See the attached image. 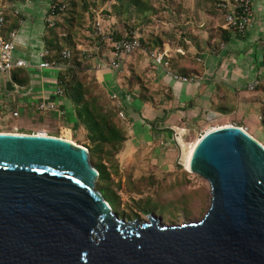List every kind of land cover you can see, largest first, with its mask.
I'll list each match as a JSON object with an SVG mask.
<instances>
[{"label": "water", "instance_id": "95a60500", "mask_svg": "<svg viewBox=\"0 0 264 264\" xmlns=\"http://www.w3.org/2000/svg\"><path fill=\"white\" fill-rule=\"evenodd\" d=\"M190 170L210 187L199 221L125 222L95 190L88 150L0 134V264H264L263 146L238 127L212 130Z\"/></svg>", "mask_w": 264, "mask_h": 264}, {"label": "crops", "instance_id": "0c3cea01", "mask_svg": "<svg viewBox=\"0 0 264 264\" xmlns=\"http://www.w3.org/2000/svg\"><path fill=\"white\" fill-rule=\"evenodd\" d=\"M48 3L49 0L0 3L5 16L2 36L17 32L15 56L32 68L39 63L38 54L45 49L49 33L45 24ZM251 5V27L239 34L225 28L214 0H161L156 5L150 1L146 6L161 7V20L165 17L167 21L153 22L152 10L135 13L129 31L139 37L141 48L119 71L109 68L110 51L98 41L81 46L86 53L91 51L96 79L109 99L108 111L123 114L119 125L126 140L120 157L143 151L152 167L169 172L172 167L177 168L185 136L207 118L230 119L235 122L234 127L262 145L264 83L253 91H248L247 85L261 77L264 0H251ZM157 52L164 54L161 65L149 56ZM31 67L22 69L27 71L29 80L25 85L15 83L21 87L16 93L10 84L0 85V109L18 108L31 113V103L51 97L60 70L38 72ZM172 75L188 81H176ZM61 106L68 113L73 111L69 101H62ZM176 128L185 130L180 150L172 141V129Z\"/></svg>", "mask_w": 264, "mask_h": 264}, {"label": "rangeland", "instance_id": "374dc122", "mask_svg": "<svg viewBox=\"0 0 264 264\" xmlns=\"http://www.w3.org/2000/svg\"><path fill=\"white\" fill-rule=\"evenodd\" d=\"M4 1L6 0H0V3ZM115 1L73 0L68 11L60 18L59 25L53 28L55 35L47 36V38H53L60 48L57 50L54 47L51 50L53 56L63 49L71 52V58L68 60L72 62V71L65 73V82L67 84L78 82L84 90V98L95 100L104 110H108L109 99L105 97L96 79L95 70L92 67L93 56L89 55L91 51L86 53L81 48L83 45H92V42L97 41L92 29L94 19L99 17L103 21V27L110 36L111 34L130 35L129 29L134 21L135 13H142L145 10L155 12L153 22L167 21L165 17L161 20V7L146 6L150 1L156 5L161 0H138L136 6L133 4L126 8L122 6V2L115 3ZM149 21L151 22V19ZM60 66L64 69L63 65ZM64 100L71 103L68 91L64 95ZM9 109H0V134L56 137L83 147L89 153L91 145L85 139L84 129L81 127L82 131L76 124L74 111L68 113L66 109L65 116L47 117L38 114L33 108L31 113L18 108ZM121 119L123 118L118 116L116 120L121 122ZM234 124V121L221 117L191 128L190 133L183 139L184 148L181 150L180 162L183 161V151L187 149L190 152L206 132L222 126H234ZM121 152L120 150L117 158L118 175L112 176L113 182L119 181L120 187L119 190L113 186L110 189L119 196V200H113L111 203L108 198L112 211L118 218L125 222L136 219L146 221L147 215L151 214L166 226H180L197 222L204 216L210 201V187L206 180L184 169L180 171L172 167L169 172L158 170L148 163L143 151L127 153L120 157ZM95 190L97 191L96 183Z\"/></svg>", "mask_w": 264, "mask_h": 264}, {"label": "built area", "instance_id": "2783aa9c", "mask_svg": "<svg viewBox=\"0 0 264 264\" xmlns=\"http://www.w3.org/2000/svg\"><path fill=\"white\" fill-rule=\"evenodd\" d=\"M24 2L30 4L31 0H24ZM65 8L66 0H49L48 13L45 18V24L48 28L54 26V23L57 21V13L63 12ZM214 8L223 18L225 28L242 34L251 27L253 19L251 0H214ZM4 24L5 16L3 11L0 10V85H2V83L10 84L13 87L12 92L16 93L21 87L11 80V72L16 69L30 68L31 66L25 60L19 59L15 56L17 32L12 31L8 33L6 37L2 36V28ZM93 34L100 45H104L109 49L111 54L109 68L114 71L121 70L126 60L141 48L139 37L135 35L130 38L114 40L109 33L105 31L103 21L100 20L99 17H96L94 20ZM221 46L223 47L224 44H221ZM47 56H49L48 51L43 49L38 54L39 63L31 68L38 72L53 69L60 70V64L54 60L47 61ZM149 56L157 65L162 64L164 57L162 52L150 53ZM60 57L64 60H68L71 58V52L68 49H63L60 53ZM261 67V77L253 80L247 85L248 91H253L260 84L264 83V53L261 57ZM167 73L170 75L169 72ZM172 77L176 81H188L186 78L179 76L172 75ZM57 83V80H55V88L51 93V97L40 102L31 103L30 108H33L34 111L42 115L57 114V116H65L66 109L61 106L62 101H64V93L58 87ZM112 98L115 99L116 96H113ZM119 117L123 118V114L120 113ZM213 120L214 118H207L206 122H212ZM184 135V129H172V141L179 150L181 149L179 142Z\"/></svg>", "mask_w": 264, "mask_h": 264}, {"label": "trees", "instance_id": "16d2710c", "mask_svg": "<svg viewBox=\"0 0 264 264\" xmlns=\"http://www.w3.org/2000/svg\"><path fill=\"white\" fill-rule=\"evenodd\" d=\"M116 1L120 3L122 2V6H124V8L133 6V4H135V6L138 4V0ZM72 2L73 0H66L65 10L57 13V21L54 23L53 27L49 28L48 35H55L53 28L59 25L58 23H60V18L68 11ZM111 37L114 40H120L123 38H130L132 37V34L128 36L123 34L114 36V34H111ZM53 40V38H46L45 49L49 53L46 60H54L58 64L61 63L60 65L64 66V69L61 68L57 74V84L62 91L64 90L65 94L68 91V97L70 98L73 106L76 124L84 129L85 139L91 145L89 149V161L98 172L96 182L97 191L111 207V204L109 203L110 201L112 203L113 200H119V196L110 189L113 186L119 190L120 187L119 181L114 183L112 176L118 175L117 155L123 145V142L126 140L119 122L116 120L118 113L115 110L108 111L104 110V108H100L93 99H85L84 90L78 82H68V84L65 82V73L72 71V62L64 60L60 57L62 50H60L57 55L53 56L51 50H53L54 47L57 50L60 49L59 46H57V43ZM11 80L14 83L25 85L28 83L29 75L26 70L16 69L11 72ZM84 147L87 148V146Z\"/></svg>", "mask_w": 264, "mask_h": 264}, {"label": "bare ground", "instance_id": "6f19581e", "mask_svg": "<svg viewBox=\"0 0 264 264\" xmlns=\"http://www.w3.org/2000/svg\"><path fill=\"white\" fill-rule=\"evenodd\" d=\"M229 126H224V127H219V128H227ZM219 128H214L212 130H218ZM212 130H209V131H212ZM208 131V132H209ZM207 133V132H206ZM37 136H43V135H37ZM46 137V136H45ZM200 140V139H199ZM199 140L197 141V143L199 142ZM67 141V140H66ZM196 143V144H197ZM195 144V145H196ZM194 145V147H195ZM193 147V149H194ZM193 149L188 152L187 149L185 151H183V161L181 162L183 164V168L184 170L188 171L189 173H191V170H190V158H191V155H192V152H193Z\"/></svg>", "mask_w": 264, "mask_h": 264}]
</instances>
